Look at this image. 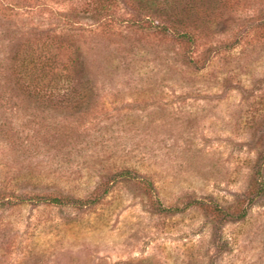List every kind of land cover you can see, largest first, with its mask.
<instances>
[{
  "label": "rangeland",
  "instance_id": "1",
  "mask_svg": "<svg viewBox=\"0 0 264 264\" xmlns=\"http://www.w3.org/2000/svg\"><path fill=\"white\" fill-rule=\"evenodd\" d=\"M216 1L191 44L122 2L0 0V264H264V0ZM45 31L64 89L18 73Z\"/></svg>",
  "mask_w": 264,
  "mask_h": 264
},
{
  "label": "trees",
  "instance_id": "2",
  "mask_svg": "<svg viewBox=\"0 0 264 264\" xmlns=\"http://www.w3.org/2000/svg\"><path fill=\"white\" fill-rule=\"evenodd\" d=\"M120 2H122L131 11L132 17L128 20H131L130 25L136 28V30H140L141 32H144V34L170 35L174 39H179L180 41L191 44L195 42L198 33H200L202 29L208 27L210 28L211 25L213 26V24H215L219 19H222L220 22L224 20L222 17L223 10L216 13L217 9L215 8H217L218 5L213 8V13L211 9H205L201 5V9L198 6L199 9L197 8L195 13L192 12V10L195 9L192 5L195 0H95V5H93L92 9L88 12L94 18V21L99 23L100 21L105 20L107 15H113V10H110V6L116 3H118L117 5H120ZM216 2L218 4H222L223 8H226L227 5L232 7H229L230 10L234 8L228 0H217ZM104 12L110 13L104 14ZM66 15H68L67 19H70V21L78 17L77 13L64 14L65 17ZM106 25H108L107 27L111 26H109L108 23ZM106 25L104 26L106 27ZM24 42H26L25 44L29 48L23 53L20 59H16V62H18V64H22V70L18 73L21 75L24 74L25 77L30 76L28 78L27 85L30 87V84L32 83H44L50 74L54 76V80H52L53 82L55 81L58 83L61 81V72L65 69L64 67L69 64L72 58L69 57L68 61L64 60L65 55L61 54L60 50L64 47V41L61 40L60 36L57 34H53L51 36L47 32L44 35L40 34L38 37L27 36ZM35 72L40 73V75L38 74V76L33 77ZM34 79L35 82H33ZM63 81L67 82V84L58 87L59 90L62 87L64 89L65 85H71L68 77H65L61 82ZM116 176H120L124 180H132L135 179L136 174L132 170L124 168L113 175V177ZM260 189L259 192L261 193ZM34 198H37V200H43L46 204L52 203L62 205L67 202L62 196L36 194V196H31L30 199ZM16 199L22 200L21 197H17ZM71 199L72 198L70 197L68 198L69 201ZM8 202L11 203L12 201L8 200ZM72 202L79 204L83 203L84 200L76 199L72 200ZM219 212L223 213L222 218H226L228 216L232 217L230 212H225L223 209ZM245 216L246 210L243 209L241 212L236 214V216H233L232 219H243Z\"/></svg>",
  "mask_w": 264,
  "mask_h": 264
}]
</instances>
